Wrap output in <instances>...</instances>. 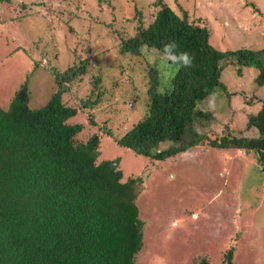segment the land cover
<instances>
[{"label": "trees", "instance_id": "1", "mask_svg": "<svg viewBox=\"0 0 264 264\" xmlns=\"http://www.w3.org/2000/svg\"><path fill=\"white\" fill-rule=\"evenodd\" d=\"M151 6L155 11L146 20L136 7L134 32L118 40L121 55L137 58L154 50L161 56L156 65L147 63L142 94L133 85L128 91L144 111L120 135H113L107 119L91 112L111 98L120 82L111 79L114 85L107 92L102 70L89 58L94 57L88 53L90 40L85 58L74 52L77 64L49 68L55 88L42 105L28 104L25 79L7 106H0V264H135L144 243L136 191L142 177L125 176L116 157L100 158L98 131L81 138L83 124L74 119L83 111L90 113L92 125L150 162L174 159L204 141L215 149L251 151L260 161L264 151L260 97L248 99L258 101L259 107L245 123L257 134L226 133L217 138L199 129L213 119L207 106L211 99L220 97L219 103L227 104L232 98L221 80L227 66L238 74L243 66L255 67L253 85H264V46L221 50L209 40L206 27L187 19L186 10L179 14L164 0ZM166 63L170 71L164 72ZM87 73L89 91L76 104L71 86ZM205 98L206 106L198 105ZM229 256L230 252L227 264ZM199 264L208 262L201 258Z\"/></svg>", "mask_w": 264, "mask_h": 264}, {"label": "rangeland", "instance_id": "2", "mask_svg": "<svg viewBox=\"0 0 264 264\" xmlns=\"http://www.w3.org/2000/svg\"><path fill=\"white\" fill-rule=\"evenodd\" d=\"M156 0H9L0 3V106L6 107L14 90L26 79L31 108L42 105L55 88L50 67L60 69L87 55L97 62L110 91V80L119 78L111 98L91 112L107 119L113 135L137 121L144 107L129 94L132 85L142 94L147 63L156 65L157 51L131 58L118 53V40L132 34L136 7L149 19ZM179 14L204 26L211 43L221 50L264 46V0H164ZM25 2L23 7H14ZM77 50V51H76ZM40 63V66L37 64ZM53 65V66H52ZM167 65V63H166ZM170 71L169 66L164 72ZM256 68L243 66L241 74L227 66L221 75L231 91L228 103L210 100L213 119L199 132L210 137L226 133L255 135L245 126L247 115L264 100V85L255 87ZM90 74L71 86L77 101L89 91ZM113 84V83H112ZM114 85V84H113ZM105 88V89H106ZM73 99V98H72ZM248 100V101H247ZM206 98L198 105L206 106ZM247 101V102H245ZM90 113H78L81 138L98 131L102 137L100 158L116 157L125 176L140 175L136 187L144 243L135 264H264V151L260 161L251 151L215 149L202 145L184 150L174 159L150 162L119 145L89 121Z\"/></svg>", "mask_w": 264, "mask_h": 264}]
</instances>
